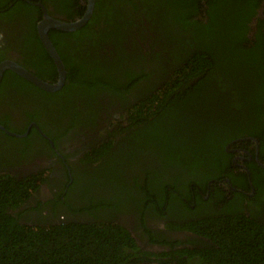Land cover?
<instances>
[{"label":"trees","instance_id":"16d2710c","mask_svg":"<svg viewBox=\"0 0 264 264\" xmlns=\"http://www.w3.org/2000/svg\"><path fill=\"white\" fill-rule=\"evenodd\" d=\"M52 1L57 6L51 7ZM85 1L0 0V20L21 30L14 40L4 37L0 60L17 41L16 48L23 49L18 62L55 82L57 69L37 35L38 4L52 17L71 21L84 14ZM259 12L264 14V0H95L79 29L49 30L66 69L60 89L46 92L7 70L2 82L14 74L48 103L40 114L52 125L41 124L36 113L31 118L53 142L52 147L42 139L45 156L58 159L62 172L33 164L21 175L0 159V264L157 263L119 224L128 209L143 223L148 215L155 221L175 213L185 220L199 217L184 226L209 242L171 249L166 256L177 260L172 264H264V197L258 190L264 180L251 173L254 199L261 202L247 209L218 183L233 175L227 160L224 169V158L230 157L223 148L226 134H251L264 101ZM252 21L255 30L248 35ZM99 120L107 121L103 131L96 128ZM72 129L75 135L89 134L88 140L77 139L74 150L62 154L59 146ZM31 133L39 135L31 128L26 137L7 136L18 139L24 164L33 160ZM73 154L76 165L68 164ZM54 181L55 196L34 195L41 184L53 189ZM74 186L88 215L32 214L41 207L55 211L56 202L74 212ZM92 187L114 195H96ZM86 190L87 201L81 197Z\"/></svg>","mask_w":264,"mask_h":264},{"label":"flooded vegetation","instance_id":"af4514ba","mask_svg":"<svg viewBox=\"0 0 264 264\" xmlns=\"http://www.w3.org/2000/svg\"><path fill=\"white\" fill-rule=\"evenodd\" d=\"M50 6H57V1H52L50 3ZM259 16H264V14L262 12H259L258 17ZM249 25L252 29L249 31L248 35H252L253 31L255 30V22L252 21V23H250ZM20 33L21 30L14 23H6L4 20H0V45L5 36L9 35V37L5 38V40H14L20 35ZM21 43L23 45V37L21 39ZM17 46L18 42L16 41L15 46L9 48L10 50L6 51L5 58L0 60V63L4 60H12L20 64L17 58H20L19 54L23 49L19 47L16 48ZM8 54L11 55L8 56ZM6 71L7 70H5L2 74L0 81V130L2 131V133L0 132V149H2L3 153L5 152L3 155H0V159L7 166V170H17L21 175L28 172V170L30 171V169L33 167V164L36 165V169H42L41 166L46 167L48 165H51V168H54L53 170L56 175L61 174L62 165L59 160H55L52 155L45 156L46 147L43 140L50 142L52 147L54 146L50 137H48V135L41 128V124L47 127L52 125V119L50 117H46V115H43L42 117L40 114H44L42 109H48V103L44 102V97L41 93H38V91L34 90L33 88L26 87L27 85H25L23 81H21L20 83V81L17 80V78L14 76V74H17L14 71V74L8 73V75L5 77L4 82H2V78ZM34 113H36V117L41 120L40 126L34 119L31 118V116H34ZM258 113L259 119L257 117V120H254L252 122L254 123L257 121L258 123L251 124L253 127V131L251 134H255L257 136L246 134V132L248 131H243L242 135L240 136H237L235 135V133L230 132L226 134V140L223 148L224 152L230 155V157L227 156L224 158V169L226 168L227 160V163L229 164V166H227V170L230 169V171L233 173V175L230 174L229 177H231L237 183V186L232 185L229 177L223 178L222 181H218V183H220L219 188L221 189V191L227 193L229 197L232 193L235 192V196L239 200V204H241V206H244L246 209L252 206L255 207V203L261 202L260 200L254 199L256 188L252 184L253 176H251V173L253 172L256 181L264 180V101ZM106 122L107 121H103L102 124L99 120L97 123L99 125H96V128L100 127V130L103 131V126H106ZM6 126L10 129L6 128ZM243 127L248 128L247 125H244ZM31 128H35V131L38 132L39 135L31 133L28 137L29 143H31V147H29V149H33L30 153L33 160L31 163L27 162L28 164H24V161H22L20 154L17 152L19 151L16 143L18 139L7 138V136L23 138L28 135ZM16 129L18 131H16ZM74 129L82 130L77 128ZM74 129H72V134L64 137L65 139L62 140L63 145L59 146L62 154L72 152V150H74V145L77 142V139H83L82 141L88 140L87 138L89 134L82 132L81 135H75ZM237 134L241 133L238 132ZM83 136H85L86 138ZM8 139H10V141L6 142L8 141ZM77 162H79L77 155L73 154L71 158H68V164L76 165ZM220 165L221 163L219 164V166ZM72 171L75 173L74 175H77L76 169L74 167ZM54 182L55 183L52 182L53 189L50 185L41 184L38 188V192L34 195L41 199L55 196L58 192V185L56 184V181ZM210 183L211 181L208 182V185H210ZM245 183L248 186H238ZM251 185H253L254 187H252ZM92 190L94 194L99 196L105 195L106 198L114 195L111 194L112 190L106 188L99 187L97 189H93L92 187ZM258 190L260 191V198H263L264 183L259 184ZM39 194L41 195V197L38 196ZM76 195L77 191L75 190L74 186V189L72 190V198L74 202H70L71 206L74 205L75 207L74 212L72 210H69V208L67 207H64L63 209V207L60 206L58 202H56L55 211L52 208L49 212L47 211V209L41 207L39 209L40 211H34L32 214L38 217H40L42 214L53 217L56 216L53 214V212H57V217L70 216L74 218L79 217L82 214L88 215L84 210V207L88 204H85L82 201L80 202ZM83 196L86 200L87 190L81 197ZM204 198L206 199L207 197L205 196ZM38 200L39 199L37 198L32 201V207L36 206V202ZM94 205L96 206L98 204ZM64 210L67 214L65 212L63 213ZM112 211L116 215H120L122 212L113 209ZM196 217L192 216L191 219L196 221V219L199 218ZM191 219L185 220L181 217H178L175 213L173 215H167L164 218L155 221L153 216L148 215V217L146 218V223H143L137 215L131 214L128 209V213H123L119 216V224L123 225L129 230L131 236L135 240V243L141 250L149 254V256L154 254L158 258L155 259L154 257H152L153 260L157 262L153 264H161V262L164 263L165 261H168V264H172L177 263V260L175 258L172 259L170 256H166L167 254L169 255L171 249H183L185 247L194 248L195 245L200 242H209L207 238L197 236L184 226V224H186ZM185 256L188 257L187 255Z\"/></svg>","mask_w":264,"mask_h":264},{"label":"water","instance_id":"95a60500","mask_svg":"<svg viewBox=\"0 0 264 264\" xmlns=\"http://www.w3.org/2000/svg\"><path fill=\"white\" fill-rule=\"evenodd\" d=\"M85 2L86 7L84 14L81 17H78L75 20L71 21H64L52 17L40 3L38 4L42 11V18L37 22V35L43 45V48L52 59L57 69V80L55 82L42 80L27 68L12 60H4L0 63V81L4 71L10 69L42 90L54 92L60 89L65 82L66 69L60 55L58 54L55 46L50 40L48 33L51 28L62 31H74L82 27L88 21L92 14L95 0H86Z\"/></svg>","mask_w":264,"mask_h":264},{"label":"bare ground","instance_id":"6f19581e","mask_svg":"<svg viewBox=\"0 0 264 264\" xmlns=\"http://www.w3.org/2000/svg\"><path fill=\"white\" fill-rule=\"evenodd\" d=\"M199 200V199H198Z\"/></svg>","mask_w":264,"mask_h":264}]
</instances>
